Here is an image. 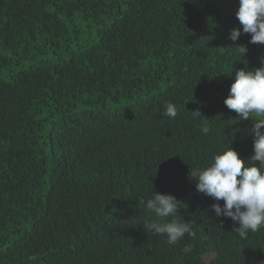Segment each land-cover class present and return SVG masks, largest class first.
Listing matches in <instances>:
<instances>
[{
	"label": "trees",
	"instance_id": "trees-1",
	"mask_svg": "<svg viewBox=\"0 0 264 264\" xmlns=\"http://www.w3.org/2000/svg\"><path fill=\"white\" fill-rule=\"evenodd\" d=\"M239 6L0 0V264H264V228L239 237L190 177L230 146L254 155L258 118L224 104L235 71L264 66V44L230 39ZM154 192L195 239L145 231Z\"/></svg>",
	"mask_w": 264,
	"mask_h": 264
},
{
	"label": "clouds",
	"instance_id": "clouds-1",
	"mask_svg": "<svg viewBox=\"0 0 264 264\" xmlns=\"http://www.w3.org/2000/svg\"><path fill=\"white\" fill-rule=\"evenodd\" d=\"M236 17L241 28L230 33V39L237 41L242 34H250L252 44H264V0H239ZM237 52L246 56L247 47L235 46ZM224 104L238 114L239 120L257 117L249 129L254 137V155L249 159L241 157L233 147H228L216 154L209 166L190 171L195 179L197 191L213 198L217 203L211 205L217 217H228L238 223L234 229L239 237L246 239L249 232L264 228V66L243 69L234 73L229 96ZM195 117L202 114L192 112ZM174 118L177 108L169 103L164 113ZM204 135L211 131L208 119L200 121ZM256 162H259L257 165ZM223 201V205L219 201ZM146 209L153 213V218L144 222V229L151 235L166 237V243L175 245L185 238H196L191 222L178 215L177 199L171 194L154 192L146 201ZM207 239V237H202ZM193 251L191 244L183 247L187 255Z\"/></svg>",
	"mask_w": 264,
	"mask_h": 264
},
{
	"label": "rangeland",
	"instance_id": "rangeland-1",
	"mask_svg": "<svg viewBox=\"0 0 264 264\" xmlns=\"http://www.w3.org/2000/svg\"><path fill=\"white\" fill-rule=\"evenodd\" d=\"M214 254H208L204 257V260L207 264H209L211 262V260L213 259Z\"/></svg>",
	"mask_w": 264,
	"mask_h": 264
}]
</instances>
